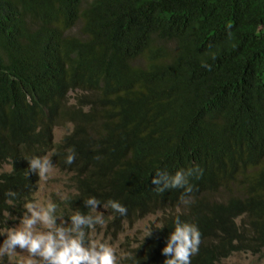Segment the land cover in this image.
I'll list each match as a JSON object with an SVG mask.
<instances>
[{
    "label": "trees",
    "instance_id": "16d2710c",
    "mask_svg": "<svg viewBox=\"0 0 264 264\" xmlns=\"http://www.w3.org/2000/svg\"><path fill=\"white\" fill-rule=\"evenodd\" d=\"M45 155L71 176L68 227L90 197L117 233L160 213L123 264H164L177 216L201 234L191 264H264V0H0V226ZM197 167L188 204L151 182Z\"/></svg>",
    "mask_w": 264,
    "mask_h": 264
},
{
    "label": "clouds",
    "instance_id": "9594fccd",
    "mask_svg": "<svg viewBox=\"0 0 264 264\" xmlns=\"http://www.w3.org/2000/svg\"><path fill=\"white\" fill-rule=\"evenodd\" d=\"M74 159V152H71L65 162L71 164ZM29 165L38 173L41 180H46L53 170L49 155L35 156L29 160ZM201 171L198 167L186 172L177 171L174 175H169L166 171H157L151 182L156 186L155 190L158 193H163L166 189L183 188L181 202L188 204L191 202L189 194L193 191L188 177ZM7 195L15 196L16 193L9 191ZM8 203L11 204L12 201L9 200ZM85 205L93 212H97L96 208L100 201L90 197L85 201ZM24 207L28 214L23 216L19 227L0 231V234L6 233V239L0 246V256L5 254L13 256L19 248L28 254L22 264H41V261L46 264H118L116 249L111 245L100 240H89L87 245L85 244L84 229L95 231L96 225L104 227L103 213L82 215L76 212L70 218L71 227H64L56 224L53 215L56 205L50 201L46 204L39 201L28 202ZM104 207L111 208L122 216L127 214V209L117 201L109 200ZM163 227V223H160L158 229ZM150 234L148 231L146 236ZM200 236L195 225L182 222L177 216L174 230L162 249V254L166 257L164 264H191V257L199 252Z\"/></svg>",
    "mask_w": 264,
    "mask_h": 264
},
{
    "label": "rangeland",
    "instance_id": "374dc122",
    "mask_svg": "<svg viewBox=\"0 0 264 264\" xmlns=\"http://www.w3.org/2000/svg\"><path fill=\"white\" fill-rule=\"evenodd\" d=\"M78 92H72L70 94L71 98H76ZM67 128H57L55 130V135H57V142H60L63 136L68 133ZM3 170L7 171L9 167L4 165ZM70 175L65 174L59 170L58 167L53 166L52 172L49 173L46 180H41L39 177V182L37 184V189L28 202H41L47 203L51 202L55 205H59L53 215L56 218V224L58 226L68 227L63 219L67 214L65 209V201L67 196L73 192L72 183L70 180ZM97 212L93 215L103 213L105 220V226L101 227L96 225L95 231L89 230L85 236V244L89 240H100L107 243L116 249L117 262L118 264H123L122 259L130 252V249L137 246L140 239L144 234L150 230L151 227L158 225L160 222V213L152 215L149 217H144L139 220L125 222L123 225V230L117 233L113 227H108V222L112 218L111 214L104 208H96ZM28 214L26 208L20 212V215L8 216V221L4 225L0 226V231L6 230L8 228L19 227L20 221L24 215ZM69 223V222H68ZM39 228V225H37ZM6 239V233L0 234V246L3 245V241ZM28 257V254L23 250L17 248L16 254L13 256L3 255L0 256V264H22ZM123 257V258H122ZM39 259V258H36ZM263 260L259 255H252L250 253H238L233 254L227 259L221 260L217 264H262ZM41 264H46V262L41 261Z\"/></svg>",
    "mask_w": 264,
    "mask_h": 264
}]
</instances>
